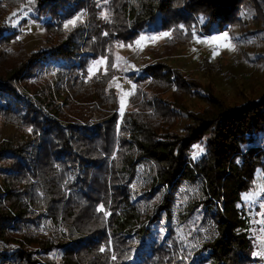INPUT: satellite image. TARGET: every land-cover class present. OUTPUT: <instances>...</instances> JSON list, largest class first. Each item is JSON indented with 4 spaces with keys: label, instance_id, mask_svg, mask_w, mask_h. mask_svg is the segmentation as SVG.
<instances>
[{
    "label": "trees",
    "instance_id": "1",
    "mask_svg": "<svg viewBox=\"0 0 264 264\" xmlns=\"http://www.w3.org/2000/svg\"><path fill=\"white\" fill-rule=\"evenodd\" d=\"M250 1L0 0L41 27L28 44L0 22V123L19 134L0 144V264H181L172 235L158 239L150 226L174 201L178 179L191 176L194 147L208 165L206 199L194 209L214 235L199 264H258L229 205L264 169V94L228 106L161 60L194 35L240 26ZM145 33L169 35L141 75L129 76L135 87L119 115L112 73L88 69ZM16 46L19 60L2 59ZM254 57L256 68L264 63ZM42 68L51 72L56 106L23 87ZM108 204L110 228L98 210Z\"/></svg>",
    "mask_w": 264,
    "mask_h": 264
},
{
    "label": "rangeland",
    "instance_id": "2",
    "mask_svg": "<svg viewBox=\"0 0 264 264\" xmlns=\"http://www.w3.org/2000/svg\"><path fill=\"white\" fill-rule=\"evenodd\" d=\"M249 6L253 10L243 7L238 15V20L241 22L240 26H230L223 31L203 34L202 36L194 35L187 44L178 46L172 55L163 56L161 60L176 70L187 74L191 79L199 81L200 84L211 86L228 106H240L243 100L262 96L264 94V63L256 68L257 65L254 64L253 60L255 59L254 55L262 54L264 56V37L262 35H260L261 37L255 36V33H264V0H252L249 2ZM17 19H20V23L14 26ZM0 22L8 24L15 31H20L18 33L19 38L28 44L35 43L41 34V27L28 19L26 12L20 8L7 10L0 4ZM225 33H227L229 41L214 39V37ZM142 36L145 39L140 45H136L135 42ZM151 37H157V39L152 40ZM164 38L163 33L141 34L131 44L116 45L104 55L105 58L100 57L94 61L103 59L105 62L97 65L94 72L89 73V76L107 72L113 75L109 80V87L118 99L117 111L119 115L122 114L120 97L124 96L125 93L127 95L125 96L124 110L130 106L129 97L133 91V84L130 82L129 76L132 73L141 75V68L149 62H153L155 56L152 51L160 48ZM225 43H231L233 48L230 50L224 47ZM14 52H18V46L14 49H4V53L9 54V57L2 59L6 61L19 60L21 57L14 55ZM214 52L216 53L215 56L213 55ZM242 52L246 53L247 56L241 59L240 54ZM218 69H220L219 72ZM50 73L46 68H42L41 71H34L33 75L22 84L26 88L28 97L37 92L36 94L45 98L44 104L52 103L56 106L59 101L56 95H53L54 87ZM51 95L52 97L49 98ZM187 103L192 107L199 105L193 99L187 100ZM65 115L70 117V113ZM78 121L79 125L87 126L80 119ZM12 134L19 137V134L13 132L9 126H3L0 123V144L5 143ZM194 151L195 157L191 166V176L178 179L174 190V201L167 208V212L159 216L156 220L158 222H153L150 226L157 229L158 233L154 232L155 234L152 236L156 235L158 239L165 234L172 235L173 247L170 246V250L174 251V260L179 259L181 264H199L198 254L201 252V248L206 244L208 245L214 236L211 221H203L201 214L194 209L196 204L206 199L205 184L208 175V165L199 158V148L194 147ZM263 191L264 169H259L253 172L246 190L238 192L235 197L233 196L230 201L231 205H229V208L233 210L234 219L238 220L235 231L243 235L247 242L249 241V255L257 259L258 264H264ZM106 209L110 210L109 204L103 209L99 220H103L102 225L104 227L107 225V228H110L109 223H107L109 213L105 211ZM105 213L108 215L106 216ZM165 218L166 221L164 222ZM150 221L155 220L154 218L153 220H146L143 228H148ZM162 224L165 226L162 227ZM107 228L105 235L108 236ZM111 244H113L112 241ZM170 264H175V262L172 261Z\"/></svg>",
    "mask_w": 264,
    "mask_h": 264
},
{
    "label": "snow or ice",
    "instance_id": "3",
    "mask_svg": "<svg viewBox=\"0 0 264 264\" xmlns=\"http://www.w3.org/2000/svg\"><path fill=\"white\" fill-rule=\"evenodd\" d=\"M13 15L15 16L16 14L14 13ZM22 18H23V17H22ZM19 23H20V19H17V20L15 21L14 26H15V25H19ZM69 23H74V21H69ZM65 27L67 28L68 25L66 24ZM168 35H169V33H163V36H168ZM144 39H145V38H144L143 36L140 37V39H138V40L135 42L136 45H140ZM151 39H152V40H155V39H157V37H151ZM214 39L217 40V41H229V37H228L227 33H225V34H223V35H221V36H218V37H214ZM224 47L229 48V49L231 50V49L233 48V45H231V43H225V44H224ZM215 54H216V53L214 52L213 55L215 56ZM104 62H105V61H104L103 59L94 62V64L88 69L89 73L92 74V73L94 72V69L97 67V65L102 64V63H104ZM125 71H127V69H125ZM134 87H135V86L133 85V88H134ZM126 95H127V93H125L124 96H121V97H120V111H121V113H123L124 108H125V96H126ZM98 210H99V211H103V206H101V208L98 209ZM105 215L107 216L108 213H105ZM100 250H101V251H104L103 248H101ZM113 259H115V257H113Z\"/></svg>",
    "mask_w": 264,
    "mask_h": 264
}]
</instances>
